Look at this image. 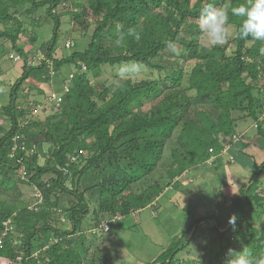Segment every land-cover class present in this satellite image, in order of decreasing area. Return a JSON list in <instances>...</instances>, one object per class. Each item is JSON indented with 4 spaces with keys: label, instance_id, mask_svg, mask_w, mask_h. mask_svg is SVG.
<instances>
[{
    "label": "trees",
    "instance_id": "16d2710c",
    "mask_svg": "<svg viewBox=\"0 0 264 264\" xmlns=\"http://www.w3.org/2000/svg\"><path fill=\"white\" fill-rule=\"evenodd\" d=\"M225 2L88 0L96 24L89 43L82 51L57 58L62 21L56 10L64 2L0 0V25L4 28L0 41H5L0 45V62L12 53L13 60L19 58L15 62H23L22 73L10 88L9 103L0 105V118L6 117L0 125V264H96L87 262L84 254L88 250L83 235L89 215L88 191L98 188L102 192L101 217L90 225L92 234H97L103 230L106 215L112 219L128 217L163 195L160 182L140 193L133 191L160 167L166 170L169 188L187 171L232 146L240 122L252 120L264 140V54L260 51L264 41L240 39L242 18L232 16L228 9L227 25L235 27V37L226 46L201 43L200 8L207 3L219 8ZM244 2L231 0V6ZM39 10H46L47 18L54 20V36L40 47L43 57L35 65L19 44L24 24L18 15ZM73 20L82 27L90 24L81 13H73ZM174 46L186 55L169 62L164 52ZM65 47L75 49L76 44L68 41ZM123 64L142 65L166 75L162 80H126L114 90L104 84L99 91L90 75L96 80L103 76L104 67ZM67 66L74 67L72 81L58 96L62 97L58 108L52 95L42 91L40 94L51 101L47 105L35 101L19 106L17 100L28 80L49 84ZM2 70L0 64V76ZM61 83L66 86L65 81L59 80ZM41 106L52 113L27 121L26 117ZM172 140L175 144L169 149ZM45 145L48 150L42 152ZM263 172L264 163L257 167L246 192L242 190L231 201V212L218 220V237L229 238L209 264H226L229 249L246 250L252 264H264V231L253 225L243 230L245 207L254 204L264 215V196L256 190ZM48 175L52 177L45 180ZM86 175L94 184L81 192ZM20 185L39 192L36 204L23 198ZM65 195L77 202L70 200L65 206ZM59 213L70 221V230L58 226L66 222ZM233 215L237 217L235 226L229 224ZM201 222L203 219L197 223ZM189 234L151 264H190L178 259L180 251L195 239L194 233L184 243Z\"/></svg>",
    "mask_w": 264,
    "mask_h": 264
},
{
    "label": "rangeland",
    "instance_id": "374dc122",
    "mask_svg": "<svg viewBox=\"0 0 264 264\" xmlns=\"http://www.w3.org/2000/svg\"><path fill=\"white\" fill-rule=\"evenodd\" d=\"M61 1L64 3L56 10L62 21L57 43L58 54L55 55L57 58H60L61 55H71L74 51L84 50L96 25L95 19L88 9V0ZM73 13H81L90 23L89 26L82 27L78 22L74 21ZM18 18L24 24V32L20 36L19 44L29 53V60L34 62L35 65L39 64L41 57H43L40 47L44 43L49 42L54 36V20L47 18L46 10H39L32 15L22 11ZM197 22L199 23V21ZM11 25H9L11 30H15L16 27ZM226 28L228 39L221 46H226L236 34L234 26L226 25ZM3 29V26L0 25V30ZM36 37L37 42L33 43L32 39H36ZM68 41H73L76 44V48L66 49L65 46ZM4 42L0 41V45ZM201 43L206 47L214 46L206 37L201 39ZM5 45L9 48L11 46L8 42ZM230 49H233V45L230 46ZM164 53L165 57L169 58V62L173 61L177 56L186 55V51L178 46H174ZM12 55L15 54L12 53L6 56L0 62L3 69L0 76V105L2 106L9 103L10 88L22 73L23 62H15L19 58L13 60L11 58ZM193 65L194 63L192 62L187 68H192ZM121 66L134 67L135 64H123L114 68L104 67L103 76L96 80L90 75L91 79L100 87L99 91L103 89L102 85L104 84L111 86L114 90L126 80L134 82L162 80L166 75L162 71H151L139 65L140 71L138 73L126 75L121 79L118 76ZM73 71V66L64 67L60 76L56 77L55 75L49 84H44L35 80V78H31L27 81L21 97L17 100L19 106L27 107L35 101L42 105L50 103V99L47 100V97L41 95L40 91L48 95L55 93L57 96H62L63 91H67L72 81ZM59 80L65 81L66 86L63 87L62 83L59 85ZM262 84L263 82L260 81V85ZM56 107L58 108L59 106L57 105ZM44 109L41 106L32 114H29L26 120L44 119L52 113L51 111H44ZM5 122L6 117L0 118V125ZM237 130L239 135L236 139H233L232 146L228 145L225 147L222 154L214 155L206 164L187 171L183 178L173 182L171 187H166L170 181L167 178L164 167H160L152 176L148 177L145 183L134 186L133 191L137 194L146 189L148 185L160 182L164 192L156 200L155 205H150L132 213L128 217H118L114 218V220L106 215L103 223L109 224L110 233H103L101 229L97 234H92L90 225L93 224L92 220L101 217L103 200L100 189L95 188L92 191H88L85 194V201L89 207V215L85 218L83 226V235L86 240V247H88L87 252L84 253L87 262L95 261L96 264H151L163 252L172 246H176L179 240L188 232L190 234L184 243H187L194 233L195 239L191 241L189 246L184 247L180 251L178 259L190 264H209L210 260H215V256L222 247L227 245L229 238L228 236L227 239L221 240L218 237L217 232L221 233L217 228L218 220L221 219V216H226L231 212V201H234L242 190L246 192L250 187L249 183L257 167L264 163V140L258 135L255 123L252 120L240 122ZM174 144L175 141L172 140L168 148L170 149ZM47 150L48 147L46 145L41 148L42 152ZM169 153L170 150L166 152L167 155ZM167 158H165V161H167ZM50 177L52 176L48 175L44 179L48 180ZM93 184L92 178L86 175L81 181L80 191L83 192ZM69 188L72 189V186ZM20 189L25 200L32 201L33 204L37 203L34 200L39 195L37 190L23 185H20ZM256 190L261 193L260 195L264 196V172L259 177ZM72 199L70 196H63L65 206H68L67 202ZM72 201L77 202L75 198ZM157 203L158 206H156ZM243 210L244 220L247 221L243 226V230H247L248 227L253 225V227L264 231L262 210L254 204L247 208L245 207ZM59 215L65 219L63 213H59ZM200 219H203V222L198 224L197 222ZM65 220L66 222H59L58 226L68 231L71 228V223L69 220ZM81 252H83L82 249ZM37 254L38 252L35 253V255ZM212 263L214 264V262ZM2 264L19 263L2 262Z\"/></svg>",
    "mask_w": 264,
    "mask_h": 264
},
{
    "label": "clouds",
    "instance_id": "9594fccd",
    "mask_svg": "<svg viewBox=\"0 0 264 264\" xmlns=\"http://www.w3.org/2000/svg\"><path fill=\"white\" fill-rule=\"evenodd\" d=\"M228 9H230L232 16L242 18V24L239 29L240 39L247 41L251 38L253 41H264V0H245L239 6H231V0H226L225 4L219 8L212 3L202 5L199 10V23L203 37H206L215 46L224 45L227 42ZM133 34L139 39L138 34ZM121 42V39L116 41L118 45ZM169 47H171V44H169ZM260 51L264 54V48ZM139 71L138 64L134 67L121 66L118 76L123 79L126 75L136 74ZM236 220L237 217L233 215L229 219V224L235 226ZM228 257L226 264H252V260L246 250L236 252L233 249H229Z\"/></svg>",
    "mask_w": 264,
    "mask_h": 264
},
{
    "label": "built area",
    "instance_id": "2783aa9c",
    "mask_svg": "<svg viewBox=\"0 0 264 264\" xmlns=\"http://www.w3.org/2000/svg\"><path fill=\"white\" fill-rule=\"evenodd\" d=\"M68 47H70V43H68ZM51 100L56 102V105L60 106V104L62 102V97H58L57 94L54 93V94H52ZM103 230H104V232H109L110 231L109 224H104ZM0 245H1V242H0Z\"/></svg>",
    "mask_w": 264,
    "mask_h": 264
},
{
    "label": "crops",
    "instance_id": "0c3cea01",
    "mask_svg": "<svg viewBox=\"0 0 264 264\" xmlns=\"http://www.w3.org/2000/svg\"><path fill=\"white\" fill-rule=\"evenodd\" d=\"M246 146V145H245ZM248 146V145H247ZM237 148V147H236ZM246 148V147H245ZM155 205V204H154ZM156 206H158V203H157V205ZM103 224H105V223H103ZM111 232V230L108 232V233H110ZM104 233V232H103Z\"/></svg>",
    "mask_w": 264,
    "mask_h": 264
}]
</instances>
